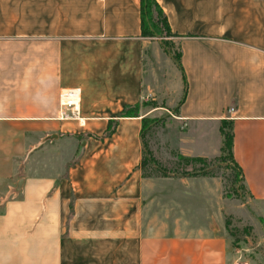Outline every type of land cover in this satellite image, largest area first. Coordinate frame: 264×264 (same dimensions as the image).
Returning a JSON list of instances; mask_svg holds the SVG:
<instances>
[{
  "label": "crops",
  "instance_id": "obj_1",
  "mask_svg": "<svg viewBox=\"0 0 264 264\" xmlns=\"http://www.w3.org/2000/svg\"><path fill=\"white\" fill-rule=\"evenodd\" d=\"M154 1L179 53L180 98L164 80L156 97L180 156L218 154L227 121L245 196L206 170L142 174L161 105L143 108L139 0H0V264H264V0Z\"/></svg>",
  "mask_w": 264,
  "mask_h": 264
},
{
  "label": "rangeland",
  "instance_id": "obj_2",
  "mask_svg": "<svg viewBox=\"0 0 264 264\" xmlns=\"http://www.w3.org/2000/svg\"><path fill=\"white\" fill-rule=\"evenodd\" d=\"M150 17L158 18L155 8L149 6ZM156 30L164 35L161 23H156ZM149 48L146 52L145 60L147 68L145 76L149 71V80L152 93L156 100H147L143 102V108L149 109L152 105H161L158 112L148 118V122H154L155 125L144 136V153L141 170L146 177L156 178V176L173 177L172 174L193 173L199 170H206L221 177L225 183L227 195L245 196L244 187L240 182L238 173L233 167L228 147L223 144L218 154L208 158L193 160L191 158L181 157V150L185 149V134L183 126L173 122L169 118L171 115L166 111L165 104H172L181 96V77L175 65L177 58V44L172 37H161L155 34H149ZM174 61V62H173ZM164 80L165 87L160 92L161 98L165 104L157 99V90ZM152 95V97H153ZM224 130L228 133L229 129L225 125ZM173 190L171 185L162 184L161 191ZM181 200V199H180ZM227 229L231 236L239 235L245 231L233 219L227 217Z\"/></svg>",
  "mask_w": 264,
  "mask_h": 264
},
{
  "label": "trees",
  "instance_id": "obj_3",
  "mask_svg": "<svg viewBox=\"0 0 264 264\" xmlns=\"http://www.w3.org/2000/svg\"><path fill=\"white\" fill-rule=\"evenodd\" d=\"M152 5L157 14L158 18L152 19L150 17V11L149 6ZM139 8H140V28H141V34L145 36H149V34H155L156 36L161 37H173L174 34L170 32L169 27L167 25L166 19L164 15L161 13L159 7L156 5L154 0H139ZM160 21L162 30L164 31V35H161L158 30H156V23ZM179 53H177L176 63L178 62ZM143 121H146L145 119ZM225 125L227 126L228 122L224 121ZM146 125L145 122H143V127ZM228 127V126H227ZM229 129V128H228ZM221 133L224 137V145L228 147V153L230 155L231 150V133L228 131V133L224 129H220ZM191 158L193 160H198L200 158L195 157H186ZM231 158V155H230ZM184 174V173H183Z\"/></svg>",
  "mask_w": 264,
  "mask_h": 264
},
{
  "label": "built area",
  "instance_id": "obj_4",
  "mask_svg": "<svg viewBox=\"0 0 264 264\" xmlns=\"http://www.w3.org/2000/svg\"><path fill=\"white\" fill-rule=\"evenodd\" d=\"M76 92L72 89L70 90H67V91H64L62 94H61V106H65V107H71V111H70V114L72 117H74L77 113V106H76ZM227 111L229 113H231L233 111V108L232 107H229L227 109ZM62 114L64 117H67L69 116L64 110H62Z\"/></svg>",
  "mask_w": 264,
  "mask_h": 264
},
{
  "label": "water",
  "instance_id": "obj_5",
  "mask_svg": "<svg viewBox=\"0 0 264 264\" xmlns=\"http://www.w3.org/2000/svg\"><path fill=\"white\" fill-rule=\"evenodd\" d=\"M48 138H51V137H48ZM84 143H85V141H83V143L81 144L77 156L80 155ZM22 183H23V178H20V179L18 180V182L16 183V186L13 188L12 192H13V193H17V192L20 190V188H21V186H22Z\"/></svg>",
  "mask_w": 264,
  "mask_h": 264
}]
</instances>
